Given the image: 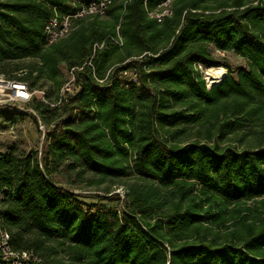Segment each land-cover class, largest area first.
<instances>
[{
  "label": "trees",
  "instance_id": "trees-1",
  "mask_svg": "<svg viewBox=\"0 0 264 264\" xmlns=\"http://www.w3.org/2000/svg\"><path fill=\"white\" fill-rule=\"evenodd\" d=\"M87 1L0 0V75L34 92L0 126L32 116L46 142L0 153L11 248L36 264H264V0H173L161 23L162 0H115L47 44L48 21ZM196 64L228 74L209 89Z\"/></svg>",
  "mask_w": 264,
  "mask_h": 264
},
{
  "label": "built area",
  "instance_id": "built-area-1",
  "mask_svg": "<svg viewBox=\"0 0 264 264\" xmlns=\"http://www.w3.org/2000/svg\"><path fill=\"white\" fill-rule=\"evenodd\" d=\"M114 1L115 0H88L86 4L82 3L80 8L72 15L63 17L55 16L51 18L45 27V40L47 44H52L66 36L76 19L87 16H104L108 7ZM172 1L173 0H162L158 5L157 10L149 13V16L155 19L158 23H161L165 16L171 14ZM79 2L80 1H78V3ZM217 53L224 55V53L221 52ZM195 69L199 70L202 75L206 70L199 64L195 65ZM225 77L226 74L224 73L223 76L216 79H203L206 82L207 88L210 89L212 81L220 83ZM73 82L74 77L71 73V78L63 86L62 92H73ZM76 89L78 90V87ZM33 93L34 92L29 90L26 83L0 75V115L7 111H9V113H25L24 106L31 100ZM28 113L35 115L32 110H28ZM37 125L41 131L44 130V126L39 119H37ZM1 198L2 195L0 193V258L2 264H36L39 259L33 253L28 251H14L11 248L10 234L3 224Z\"/></svg>",
  "mask_w": 264,
  "mask_h": 264
},
{
  "label": "rangeland",
  "instance_id": "rangeland-1",
  "mask_svg": "<svg viewBox=\"0 0 264 264\" xmlns=\"http://www.w3.org/2000/svg\"><path fill=\"white\" fill-rule=\"evenodd\" d=\"M214 57L220 61L226 63L231 69H235L237 67L244 66V61L234 55H221L219 53H215ZM210 68L213 69H223L224 73L228 74V70L223 65L218 66H211ZM206 69L203 73V78L206 80V73L210 69ZM69 73L66 74V77H68ZM37 100L42 99V94L37 92L34 94ZM25 107V106H24ZM9 113V111H7ZM1 122V119H0ZM201 129V128H200ZM203 130V129H202ZM197 131L196 127L189 126L186 129V135L188 139H193L194 134ZM245 131V130H244ZM242 134V132H240ZM251 137V136H249ZM245 140L247 138H243L242 142H236L237 138L231 136L229 138H226L227 143H225V147H238V149L242 148L244 146ZM225 141V142H226ZM45 128L43 131H41L38 128L37 123L32 119V116H25L22 118L21 121H17L14 124H6L3 123L2 126H0V153L4 152L8 147L10 146H16L18 149L23 150L24 152H30V151H44L45 149ZM123 187L121 184H119L116 188H114V192L118 193V195L123 198ZM85 196H91L92 193L85 192L82 193ZM85 199L84 202L86 203H95L96 200L94 198H83ZM102 204L106 205L110 208H116L117 203H108L106 201L102 202ZM248 206L254 207L255 204L251 203Z\"/></svg>",
  "mask_w": 264,
  "mask_h": 264
},
{
  "label": "bare ground",
  "instance_id": "bare-ground-1",
  "mask_svg": "<svg viewBox=\"0 0 264 264\" xmlns=\"http://www.w3.org/2000/svg\"><path fill=\"white\" fill-rule=\"evenodd\" d=\"M224 75V70L223 69H213L210 68L207 73H206V77L210 80V79H216L219 78L221 76Z\"/></svg>",
  "mask_w": 264,
  "mask_h": 264
},
{
  "label": "water",
  "instance_id": "water-1",
  "mask_svg": "<svg viewBox=\"0 0 264 264\" xmlns=\"http://www.w3.org/2000/svg\"><path fill=\"white\" fill-rule=\"evenodd\" d=\"M223 81H221L220 83H216V82H214V81H212V83H211V88L214 86V85H216V84H221Z\"/></svg>",
  "mask_w": 264,
  "mask_h": 264
}]
</instances>
